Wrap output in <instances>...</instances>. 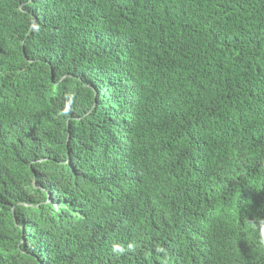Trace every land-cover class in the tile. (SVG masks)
Wrapping results in <instances>:
<instances>
[{
  "label": "trees",
  "instance_id": "obj_1",
  "mask_svg": "<svg viewBox=\"0 0 264 264\" xmlns=\"http://www.w3.org/2000/svg\"><path fill=\"white\" fill-rule=\"evenodd\" d=\"M264 0H0V264H264Z\"/></svg>",
  "mask_w": 264,
  "mask_h": 264
},
{
  "label": "clouds",
  "instance_id": "obj_2",
  "mask_svg": "<svg viewBox=\"0 0 264 264\" xmlns=\"http://www.w3.org/2000/svg\"><path fill=\"white\" fill-rule=\"evenodd\" d=\"M260 235H261V241L264 242V221L261 222Z\"/></svg>",
  "mask_w": 264,
  "mask_h": 264
}]
</instances>
